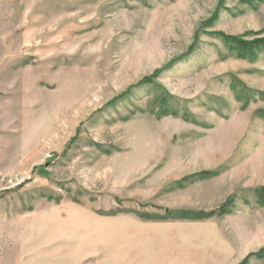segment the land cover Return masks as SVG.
Instances as JSON below:
<instances>
[{
	"label": "rangeland",
	"instance_id": "1",
	"mask_svg": "<svg viewBox=\"0 0 264 264\" xmlns=\"http://www.w3.org/2000/svg\"><path fill=\"white\" fill-rule=\"evenodd\" d=\"M218 32L264 0H0V264L264 249V54Z\"/></svg>",
	"mask_w": 264,
	"mask_h": 264
},
{
	"label": "trees",
	"instance_id": "2",
	"mask_svg": "<svg viewBox=\"0 0 264 264\" xmlns=\"http://www.w3.org/2000/svg\"><path fill=\"white\" fill-rule=\"evenodd\" d=\"M227 46L228 50L231 52H234L238 57L240 58H246L253 60L255 59L259 54H264V36L262 34L256 33L253 35L252 38H247L245 36H236V35H228L223 32H218L216 34ZM146 81H150V78H147L146 80L142 81V83H145ZM261 95L264 97V93L261 92ZM262 190H260L259 195L260 197H263ZM226 205L222 206L219 210L213 211L211 214L219 212V213H225L226 212ZM264 254V249L256 253H252L249 256H247L244 261L241 264L246 263L249 258L253 255H258L259 257Z\"/></svg>",
	"mask_w": 264,
	"mask_h": 264
}]
</instances>
